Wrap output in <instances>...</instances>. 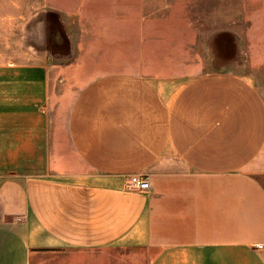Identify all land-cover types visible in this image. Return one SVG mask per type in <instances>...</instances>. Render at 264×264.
Returning a JSON list of instances; mask_svg holds the SVG:
<instances>
[{
	"label": "crops",
	"instance_id": "1",
	"mask_svg": "<svg viewBox=\"0 0 264 264\" xmlns=\"http://www.w3.org/2000/svg\"><path fill=\"white\" fill-rule=\"evenodd\" d=\"M215 1L171 74L110 50L147 0H0V264H264V0Z\"/></svg>",
	"mask_w": 264,
	"mask_h": 264
},
{
	"label": "rangeland",
	"instance_id": "2",
	"mask_svg": "<svg viewBox=\"0 0 264 264\" xmlns=\"http://www.w3.org/2000/svg\"><path fill=\"white\" fill-rule=\"evenodd\" d=\"M230 5L229 9L237 11L240 8L241 0H229ZM216 10L220 6L219 0L215 1ZM212 7L213 5H206V7ZM197 8V12L195 10ZM205 2L204 0H147V13H148V23L151 31H149V36L154 37L156 30L160 27L162 28L163 39L161 43H158L157 46H150V43L146 47L142 48H110L111 51H114L117 56H131L132 61L127 64L117 63L116 67H123L125 65L135 67L137 70L152 72L155 70L162 69L164 72L171 74L186 72L189 64L193 60L196 61L198 55H200L201 62H205V55L203 53L204 49L198 47H186L188 40L193 39H202V31L204 30V21L205 18L212 20L211 17H206L205 11ZM176 9L173 12L175 15L171 14L172 10ZM143 18V17H142ZM187 24H191L195 27L196 31L192 32L187 29ZM212 27H220L221 23L214 22L210 25ZM175 27L176 31L172 32V28ZM6 34V33H5ZM120 38H122L121 33H115ZM157 34V33H156ZM158 35V34H157ZM150 38V37H149ZM202 42V41H201ZM4 42H0V58L7 59L11 58L17 49L4 47ZM89 53H92V48H88ZM109 50L107 47H97L94 48L95 54L102 55L104 51ZM109 50V51H110ZM190 60V63L187 61ZM138 62V63H136ZM244 62V61H243ZM238 63L234 65L230 70L236 71H247L246 64ZM53 64L52 67L58 70H65L69 65L64 64ZM103 67L107 65H94V64H85L81 65V69L84 71L100 70L98 67ZM74 67V66H73ZM206 70H217L215 64L207 63L202 68L198 65L195 66L194 72L200 69ZM80 69V66H79ZM75 70V69H72Z\"/></svg>",
	"mask_w": 264,
	"mask_h": 264
},
{
	"label": "built area",
	"instance_id": "3",
	"mask_svg": "<svg viewBox=\"0 0 264 264\" xmlns=\"http://www.w3.org/2000/svg\"><path fill=\"white\" fill-rule=\"evenodd\" d=\"M129 186L142 190H148L151 187L150 176L145 174H135L130 178ZM19 218L21 219L22 216ZM259 246H263V244H260Z\"/></svg>",
	"mask_w": 264,
	"mask_h": 264
}]
</instances>
